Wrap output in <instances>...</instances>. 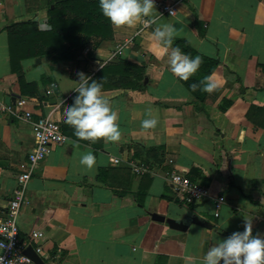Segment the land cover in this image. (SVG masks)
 <instances>
[{"label":"crops","instance_id":"1","mask_svg":"<svg viewBox=\"0 0 264 264\" xmlns=\"http://www.w3.org/2000/svg\"><path fill=\"white\" fill-rule=\"evenodd\" d=\"M58 1L0 0V105L23 98L34 118L62 126L61 100L77 95L83 72L102 82L122 136L92 143L65 129L64 142L51 147L28 182L17 216L20 240L42 233V264H199L216 240L243 231L244 217L253 218V235L264 237V0H155L174 5L173 16L159 19L179 30L174 41L217 62L209 75L217 88L202 102L169 71L168 56L150 38L155 25L115 28L106 19L101 32L67 29L61 60L49 45L17 39V47L7 27L28 22L47 32L50 9L64 20H86ZM11 51L28 57L12 63ZM149 108L158 124L144 130ZM31 148L30 124L0 113V216ZM89 149L96 157L91 170L80 164ZM128 160L152 165L150 172L132 175ZM170 170L207 188L210 198L181 203L162 179ZM217 196L223 202L213 217ZM150 214L194 215L208 227L178 232Z\"/></svg>","mask_w":264,"mask_h":264},{"label":"clouds","instance_id":"2","mask_svg":"<svg viewBox=\"0 0 264 264\" xmlns=\"http://www.w3.org/2000/svg\"><path fill=\"white\" fill-rule=\"evenodd\" d=\"M99 10L104 18L115 28L132 27L136 23L155 25L150 33L156 47L168 56L169 71L178 79L188 81L202 64L201 56L192 57L184 53L179 45L173 46L179 30L174 24L159 23L162 15L157 13L155 0H99ZM175 11L169 10L173 16ZM78 82L73 91L77 93L70 106L63 107V120L71 127L79 140L92 143L103 140L106 143H118L122 131L118 124V114L113 110L111 101L103 94L102 82L92 80L83 72H78ZM91 81V82H90ZM201 85L203 87H201ZM192 91L211 93L217 88L211 76L204 77L198 84L189 86ZM64 101L61 100V106ZM147 118L141 121L144 130L154 129L158 120L152 117V110H146ZM77 141H70L79 147ZM80 164L91 170L96 164V157L89 149L81 155ZM7 247L0 242V250ZM0 264H5L0 256ZM10 264V261L7 262ZM199 264H264V237L253 235V218L244 217L243 231H236L223 240H216L203 255Z\"/></svg>","mask_w":264,"mask_h":264},{"label":"built area","instance_id":"3","mask_svg":"<svg viewBox=\"0 0 264 264\" xmlns=\"http://www.w3.org/2000/svg\"><path fill=\"white\" fill-rule=\"evenodd\" d=\"M157 15L170 16L169 10L174 11V5H168L162 2H155ZM141 28H147L149 25L140 23ZM119 51L117 48L110 55L114 58ZM54 84L44 92L45 97L52 95ZM27 101L23 98L16 99L12 105H0V113L18 120H25L30 124L32 131V148L27 154L23 170L15 176V185L11 191L9 200L0 216V242L5 244L3 250H0V256L4 258L5 264H35L30 258L24 256L22 251L30 246L33 252L38 255L42 252L38 245L42 238V233L38 231L29 232L25 240H20L17 226V216L20 208L25 203V192L28 182L33 175L37 164L50 152L51 147L64 142L65 138L60 131L59 125L48 116H32L31 111L26 110ZM167 164L171 161L167 160ZM130 172L134 176H142L150 172V166L143 162L128 160L126 162ZM162 179L171 187L177 199L184 205L191 206L210 198L209 190L192 181L184 173L176 171H163ZM223 202L221 196L212 199L213 217H217L218 209ZM33 244V245H31Z\"/></svg>","mask_w":264,"mask_h":264},{"label":"trees","instance_id":"4","mask_svg":"<svg viewBox=\"0 0 264 264\" xmlns=\"http://www.w3.org/2000/svg\"><path fill=\"white\" fill-rule=\"evenodd\" d=\"M58 2L59 4H61V6L63 5V7L67 6L68 10H72L73 14L76 15L75 17H84L86 20L83 23L78 22L76 18L64 20L61 18L62 14L60 11H57L55 8L50 9L47 11L48 25L50 28L47 32L36 33L35 26L28 22H20L7 27V30L10 32V34L14 36L13 40L15 41V45H17V47L18 44H20L17 39H19V41L21 42L30 40V46L37 45L38 43H40L41 45L43 44L45 46L49 45V47H51L57 52L53 59L61 60L63 59L61 55L66 50L63 45V43L67 40V37L63 35L65 30L71 28L75 31H79L80 33H84L88 31L101 32L105 29V27L100 23V21H104L106 20V18L102 16L99 10V0H59ZM16 35H18L17 38ZM176 45H179L184 53L190 54L192 57L199 55L198 53L193 51L188 45H186V43H184L183 41H174L173 46ZM30 46L27 45V47L29 48ZM15 52H13L12 54L11 51L12 63L15 62L17 64V60L28 57V54L17 55L18 52ZM25 52H28L27 48ZM39 54H43V52L39 51ZM201 58L203 62L199 70L194 75H192L188 81L185 82L177 78V81H179L198 102H202L206 92L201 91L200 88H198L196 91H192L189 86L193 83L198 84L204 77L209 76L217 66V62L215 60L205 58L203 56H201ZM134 69L137 71V73L141 72L142 70V68L139 67H136ZM139 78L140 77H136L137 80ZM23 87L28 88L27 85L21 83V88ZM201 87L203 86L201 85ZM73 99L74 98L71 97L67 102H64L63 107L72 105ZM59 128L61 133L63 134H66L65 129H71L72 131H74L71 127L66 124L59 126Z\"/></svg>","mask_w":264,"mask_h":264},{"label":"water","instance_id":"5","mask_svg":"<svg viewBox=\"0 0 264 264\" xmlns=\"http://www.w3.org/2000/svg\"><path fill=\"white\" fill-rule=\"evenodd\" d=\"M150 219L157 222H164L171 230L183 232L189 225H196L199 227H208L207 223L201 221L194 215H183L179 219L163 218L161 216L150 214ZM22 254L30 258L35 264H42L41 259L36 255L30 246L23 249Z\"/></svg>","mask_w":264,"mask_h":264}]
</instances>
